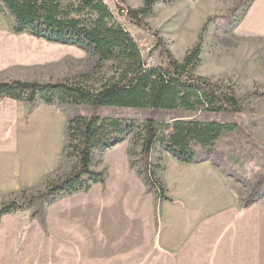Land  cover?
Instances as JSON below:
<instances>
[{
    "label": "crops",
    "instance_id": "0c3cea01",
    "mask_svg": "<svg viewBox=\"0 0 264 264\" xmlns=\"http://www.w3.org/2000/svg\"><path fill=\"white\" fill-rule=\"evenodd\" d=\"M13 24L0 11V81L59 82L98 61L81 68L89 53L15 34ZM243 27L264 39V0L255 1ZM65 119L57 104L0 100V203L53 177ZM121 143L92 166L106 172L105 183L47 206L43 224L28 213L1 217L0 264H264V197L243 211L246 196L215 164L168 154L163 198L147 193Z\"/></svg>",
    "mask_w": 264,
    "mask_h": 264
},
{
    "label": "trees",
    "instance_id": "16d2710c",
    "mask_svg": "<svg viewBox=\"0 0 264 264\" xmlns=\"http://www.w3.org/2000/svg\"><path fill=\"white\" fill-rule=\"evenodd\" d=\"M174 1L141 0L140 8L131 9L115 0V15L104 0H0V11L13 19L15 34L26 33L49 43L72 45L98 59L90 72L64 82L0 83V100L30 106L43 103L92 109L89 116H75L67 122L66 156L74 160L70 172L46 179L44 189L35 195L26 196L21 191L22 199L14 197L1 204L0 219L31 211V217H38L43 224L47 206L105 183L106 172L92 170L93 151L109 149L128 136H132L129 168L143 179L150 193L163 198V186L155 178L160 167L152 161L157 149L181 163H197L199 150L213 147L236 130V125L206 120L208 116L237 115L242 108L234 94L219 81L211 82L194 74L200 63V39L178 61L144 22L155 5ZM121 19L152 35L158 51L157 66H150L143 58V50ZM97 109L148 110L150 114L182 112L195 118L162 122L150 115L125 126L124 120L100 116ZM259 185L253 187L243 211L255 199Z\"/></svg>",
    "mask_w": 264,
    "mask_h": 264
},
{
    "label": "rangeland",
    "instance_id": "374dc122",
    "mask_svg": "<svg viewBox=\"0 0 264 264\" xmlns=\"http://www.w3.org/2000/svg\"><path fill=\"white\" fill-rule=\"evenodd\" d=\"M104 1L117 15L115 0ZM120 1L131 9H138L142 5L141 0ZM255 1L175 0L169 5H155L152 15L144 19L149 30L157 34L165 48L178 61H181L186 51L200 39V63L194 74L211 82L219 81L224 89L232 92L238 99L242 108L240 114L208 116L206 118V120L236 125V130L226 134L213 147L199 150L197 157L208 159L221 169L234 182L240 194L243 197L246 196L245 200L256 183H260V185L256 191L255 199L264 197V39L248 35L243 27V22L253 8ZM230 9L235 10L229 13ZM4 14L7 15V12ZM121 23L140 45L143 50V58L148 60L150 66H157L159 64L158 51L154 48L155 41L152 35L124 22L122 19ZM91 58L93 56L90 55L83 63H78L79 66L82 65L81 68H84V64H87ZM77 70L78 68H74V72ZM64 81L66 80L59 82ZM62 108L66 115L63 129V151L57 159V171L50 179L67 175L74 163L73 158L66 156L67 122L75 116H89L92 112L91 108L83 106H62ZM96 113L103 117L122 119L125 126H129L132 120L141 121L150 115L155 120L162 122H169L173 118L186 120L195 118L182 112L158 111L150 114L148 110L97 109ZM131 138L132 136L126 137L121 146L128 148L132 141ZM104 152L105 150H94L93 163H102ZM152 156L153 164L160 167L155 173V178L161 181L162 166L168 155L157 149ZM103 163H106L105 160ZM43 189L44 184L37 189L23 191L26 196H31ZM21 193L20 191L16 195H11L2 201L0 206L14 197L22 199ZM147 193H150L148 187ZM27 213L30 214V219L39 220L38 217H31V211L21 215Z\"/></svg>",
    "mask_w": 264,
    "mask_h": 264
}]
</instances>
